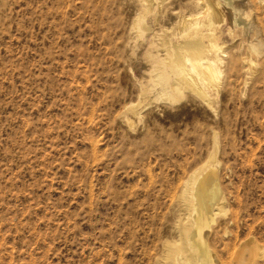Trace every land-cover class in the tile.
I'll use <instances>...</instances> for the list:
<instances>
[{
    "label": "rangeland",
    "instance_id": "374dc122",
    "mask_svg": "<svg viewBox=\"0 0 264 264\" xmlns=\"http://www.w3.org/2000/svg\"><path fill=\"white\" fill-rule=\"evenodd\" d=\"M239 3L246 20L221 7L242 61L216 115L140 104L136 0H0V264L170 263L182 189L216 141L226 213L209 245L217 264H264L242 253L264 247V0Z\"/></svg>",
    "mask_w": 264,
    "mask_h": 264
},
{
    "label": "bare ground",
    "instance_id": "6f19581e",
    "mask_svg": "<svg viewBox=\"0 0 264 264\" xmlns=\"http://www.w3.org/2000/svg\"><path fill=\"white\" fill-rule=\"evenodd\" d=\"M136 1L141 10L131 27L128 47L133 57L141 52L144 64L145 76L139 84L140 104L153 101L174 106L192 98L219 115L225 75L237 70L242 61L239 50L228 45L221 27V7L232 9L236 13L234 19L240 21L246 12L239 0ZM244 24L250 25L246 21ZM229 33L232 34V29ZM261 46L250 44L253 50ZM140 104H131L126 109L130 113L126 116L130 126L136 124L133 118L140 120L143 116ZM218 153L216 141L209 161L190 174L182 189L177 204L179 221L173 229L175 236L164 246L168 264H217L208 232L217 215L226 213L217 173L211 167L220 164ZM242 253L255 263L264 258V247H248Z\"/></svg>",
    "mask_w": 264,
    "mask_h": 264
}]
</instances>
